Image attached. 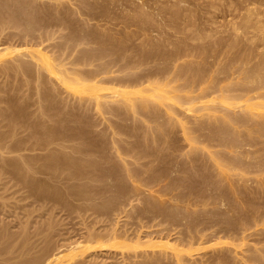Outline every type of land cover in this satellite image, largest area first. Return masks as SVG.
<instances>
[{
    "label": "rangeland",
    "instance_id": "1",
    "mask_svg": "<svg viewBox=\"0 0 264 264\" xmlns=\"http://www.w3.org/2000/svg\"><path fill=\"white\" fill-rule=\"evenodd\" d=\"M171 1L0 0V145L7 140L13 149L0 148V264H264V168L257 174L264 162L228 169L238 153L221 142L217 120L228 112L247 119L232 129L253 144L254 161L264 158V130L254 132L264 111L210 102L221 92L239 95L242 73L258 63L256 53L262 57L264 0H189L186 8L196 13L191 24L177 21L181 34L163 24L172 20ZM139 8L154 21L146 11L148 24L133 22ZM196 68L198 80L190 74ZM154 80L168 99L149 101L155 112L143 116L133 106L139 90L155 92ZM63 157L71 161L60 166ZM224 209L234 212V223Z\"/></svg>",
    "mask_w": 264,
    "mask_h": 264
},
{
    "label": "bare ground",
    "instance_id": "2",
    "mask_svg": "<svg viewBox=\"0 0 264 264\" xmlns=\"http://www.w3.org/2000/svg\"><path fill=\"white\" fill-rule=\"evenodd\" d=\"M27 1V0H26ZM117 1V0H116ZM130 1L132 2L131 4H130ZM138 1V0H137ZM147 0H139L138 2H136V0H125V4H129V5H148L147 4V2H146ZM154 1V0H153ZM156 1V0H155ZM168 1V0H167ZM195 1V0H194ZM205 1V0H204ZM203 1V2H204ZM211 1V0H210ZM217 1L218 0H216V3H217ZM221 1V0H220ZM248 1H251V0H248ZM254 1V3H256V0H252V2ZM83 2V1H82ZM85 2V1H84ZM120 2H122L123 3V5H125L124 4V2H123V0L121 1L120 0ZM120 2H118V3H120ZM139 2L141 3V4H139ZM161 2V1H160ZM164 2V1H163ZM162 2V3H163ZM206 2V1H205ZM214 2V1H213ZM212 2V3H213ZM219 2V1H218ZM21 3H22V1H21ZM20 3V4H21ZM25 3V2H24ZM29 3V2H28ZM118 3H116L115 2V5H121V4H118ZM133 3H135V4H133ZM156 3V2H155ZM170 3V2H169ZM168 3V4H169ZM193 3V2H192ZM207 3V2H206ZM209 0H208V6H209ZM229 3V2H228ZM238 3V2H237ZM247 3H251V2H247L246 1V4ZM261 3V2H260ZM6 4V3H5ZM158 3H156L155 5H157ZM194 4V3H193ZM193 4H191V5H193ZM231 4H232V2H231ZM245 4V3H244ZM245 4V5H246ZM252 4V3H251ZM259 4V3H258ZM263 4H264V2H263ZM11 5V4H10ZM93 5V4H92ZM166 5H167V2H166ZM184 5H186V6H184ZM187 5H190V1L189 0H172L171 1V4H170V6H171V8H170V6H169V11L168 10H165V11H168L169 12V14L171 15V21H170V23H168L167 22V20H166V23L167 24H169L168 26H166L167 24L166 23H163L164 24V26L166 27V28H170L171 26L172 27H176V24H177V21H178V23H179V21H184L183 23H185L186 22V19L187 20H189V21H187L186 23H190V20H191V14L192 15H194L196 12H195V10H194V12L195 13H193L192 12V10H189L188 8H186L187 7ZM199 5H202V4H199ZM214 5V4H213ZM216 5V4H215ZM214 5V6H215ZM218 5H219V3H218ZM233 5V4H232ZM234 5H237V4H234ZM239 5V4H238ZM255 5H257V4H255ZM260 5V4H259ZM16 6V5H15ZM206 6H207V4H206ZM207 6V7H208ZM217 6V5H216ZM94 7V6H93ZM195 7V6H194ZM210 7H213L212 5L210 6ZM218 7V6H217ZM7 8V7H6ZM105 8H107V7H105ZM118 8V7H117ZM214 8V7H213ZM2 9V8H1ZM109 9V8H108ZM123 9V8H122ZM170 9H171V11H170ZM193 9V8H192ZM206 9V8H205ZM211 9V8H210ZM217 8H215L214 10H216ZM14 10V9H13ZM32 10V9H31ZM105 10V9H104ZM125 10V9H124ZM134 10V9H133ZM138 10H140V8L139 9H137V11H136V9H135V11L136 12H138L136 15L137 16H141V17H139V19H138V17L137 16H135L134 15V17H133V13H132V20H133V22H134V19H135V21L137 20V21H139V22H142V23H147V22H149L148 21V17H150L151 15L148 13V11L147 10H145V9H143V10H145L144 12H142L143 10L141 9L140 10V12H142V13H140ZM11 11V10H10ZM109 11V10H108ZM146 11H147V13H148V17L146 16ZM150 11V10H149ZM165 11H163V13L165 12ZM205 11V13H207V12H209L210 10H204ZM207 11V12H206ZM249 11V10H248ZM247 11V12H248ZM250 11H254V10H250ZM1 12V14H2V11H0ZM6 12V11H5ZM20 12V11H19ZM31 12V11H30ZM112 12V11H111ZM119 12V11H118ZM160 12V11H159ZM199 12V11H198ZM10 13V12H9ZM115 13V12H114ZM120 13V12H119ZM161 13V12H160ZM166 13V12H165ZM209 13H211V12H209ZM25 14H28V13H25ZM108 14V13H107ZM124 14V13H123ZM139 14H141V15H139ZM158 14V13H157ZM168 14V13H167ZM208 14V13H207ZM248 14H249V12H248ZM9 15V14H8ZM11 15V14H10ZM9 15V16H10ZM116 15V14H115ZM159 15H161V14H159ZM158 15V16H159ZM198 15V14H197ZM206 15V14H205ZM250 15V14H249ZM252 15H253V13H252ZM251 15V16H252ZM35 16V15H34ZM58 16V15H57ZM250 16V17H251ZM13 17V16H12ZM20 17V16H19ZM25 17V16H24ZM27 17V16H26ZM26 17L24 18V19H26ZM59 17V16H58ZM57 17V18H58ZM137 19H136V18ZM157 17V16H156ZM160 17V16H159ZM158 17V18H159ZM194 17V16H193ZM196 17V16H195ZM27 18H29V17H27ZM31 18V17H30ZM40 18V17H39ZM140 18H141V20L143 19V21L144 20H146L145 22H143V21H141L140 20ZM151 18V17H150ZM198 18V17H197ZM197 18H195L194 20H196ZM204 18H205V16H204ZM248 18V17H247ZM13 19V18H12ZM11 19V20H12ZM37 19V18H36ZM64 19V18H63ZM152 20L151 21H154L153 20V18H151ZM180 19H182V20H180ZM185 19V20H184ZM202 19V18H201ZM200 19V20H201ZM252 19V18H251ZM8 20V19H7ZM150 20V19H149ZM163 20V19H162ZM170 20V19H169ZM247 21H248V19H246ZM253 20V19H252ZM53 21H55V20H53ZM150 21V22H151ZM158 21V20H157ZM197 21V20H196ZM207 21H209V20H207ZM246 21V22H247ZM251 21V20H250ZM28 22V20H26V23ZM31 22V21H30ZM39 22H40V20H39ZM45 22V21H44ZM56 22V21H55ZM62 22V21H61ZM165 22V21H164ZM195 22V21H194ZM198 22H199V18H198ZM204 22V21H203ZM211 22V21H210ZM256 22V21H255ZM7 23H8V21H7ZM19 23V22H18ZM17 23V24H18ZM25 23V22H24ZM25 23V27H27L28 25ZM43 23V22H42ZM154 23V22H153ZM185 23V24H186ZM197 23V22H196ZM212 23H214V22H212ZM245 23V22H244ZM248 23V22H247ZM256 23H258V22H256ZM262 23H264V22H262ZM20 24V23H19ZM138 24H140V23H138ZM148 24V23H147ZM147 24H145V25H147ZM149 24H152V22L151 23H149ZM162 24V25H163ZM184 24V25H185ZM191 24V23H190ZM199 24H200V22H199ZM202 24V23H201ZM211 24V23H210ZM249 24V23H248ZM27 25V26H26ZM29 25H31V24H29ZM37 25V24H36ZM35 25V26H36ZM42 25V24H41ZM55 25V24H54ZM60 25V24H59ZM142 25H144V24H142ZM182 25V24H181ZM193 25V24H192ZM208 25V24H207ZM245 25H246V23H245ZM256 25V24H255ZM258 25L259 24H257V27H258ZM141 26V25H140ZM148 26H150V25H148ZM190 26V25H189ZM200 26H203L204 27V25L202 24V25H200ZM263 26V25H262ZM261 26V27H262ZM62 27H64L63 25H62ZM151 27V26H150ZM164 27V28H165ZM171 27V28H172ZM192 27V26H191ZM190 27V28H191ZM210 27V26H209ZM245 27V26H244ZM17 28V27H16ZM19 28V27H18ZM30 28H31V26H30ZM163 28V29H164ZM193 28V27H192ZM206 28V27H205ZM235 30H236V28H235V26L233 27ZM231 29V30H234V29ZM256 28V27H255ZM263 28V27H262ZM172 29H175V31H176V33H178V32H180V31H183L182 30V28H180L178 25H177V27L176 28H172ZM183 29H184V27H183ZM196 29H198V28H196ZM200 29H202V28H200ZM238 29V28H237ZM257 29V28H256ZM31 30H33V29H31ZM162 30V29H161ZM166 30V29H165ZM164 30V31H165ZM192 30V29H191ZM194 30H195V28H194ZM206 30V29H205ZM204 30V31H205ZM260 30V29H259ZM261 30H263V29H261ZM164 31L162 32L163 34H164ZM173 31V30H172ZM189 31V30H188ZM197 31V30H196ZM201 31V30H200ZM213 31V30H212ZM237 31V30H236ZM174 32V31H173ZM191 32H193V31H191ZM190 32V33H191ZM202 32H203V30H202ZM215 32V31H214ZM161 33V32H160ZM175 33V32H174ZM193 33H195V32H193ZM192 33V34H193ZM204 33V32H203ZM234 33V32H233ZM232 33V34H233ZM236 33V32H235ZM234 33V34H235ZM178 34H181V33H178ZM201 34V35H200ZM200 34L199 33H197L195 36H196V38H199V39H201L202 38V40H203V37H202V33L200 32ZM205 34V33H204ZM215 34V33H214ZM263 34V33H262ZM104 35V34H103ZM177 35V34H176ZM208 35V34H207ZM98 36V35H97ZM189 36L191 37V34H189ZM194 35L192 36V37H195ZM209 36H211L210 38H212L213 36L212 35H209ZM234 36V35H233ZM237 36H239V35H237ZM101 37V36H100ZM104 37V36H103ZM158 37V36H157ZM181 37V36H180ZM189 37V38H190ZM207 37V36H206ZM230 37V36H229ZM235 38H236V36H234ZM261 39H263V36L261 35ZM69 38V37H68ZM112 38V37H111ZM151 38V37H150ZM161 38V37H160ZM177 38V37H176ZM184 38V37H183ZM208 38V37H207ZM216 38V37H215ZM233 38V37H232ZM231 37H230V40L232 39ZM101 39V38H100ZM178 39V38H177ZM259 39H260V36H259ZM72 40V39H71ZM96 40V39H95ZM181 40V39H180ZM196 40V39H195ZM201 40V41H202ZM216 40H217V38H216ZM226 40V39H225ZM234 40H236V39H233V41ZM69 41V40H68ZM67 41V42H68ZM155 42H156V44L155 45H157L158 44V42L156 41V40H154ZM191 41H194V39H192ZM197 41V40H196ZM205 41V40H204ZM218 41V40H217ZM222 41V40H221ZM239 41V40H238ZM235 42V43H240V42ZM150 42H151V40H150ZM176 42H177V40H176ZM186 42V41H185ZM206 42V41H205ZM210 42V41H209ZM262 42L264 43V40H262ZM95 43V42H94ZM118 43V42H117ZM160 43V42H159ZM197 43H198V41H197ZM201 43H203V42H201ZM232 43V42H231ZM230 43V41H229V44L230 45H232ZM234 43V44H235ZM114 44V43H113ZM147 44V43H146ZM174 44V43H173ZM179 44V43H178ZM145 44H143V46H144ZM153 45V44H152ZM151 45V47H153ZM160 44H158V46H159ZM176 45V44H175ZM186 45V44H185ZM208 45H211V43H209ZM220 45V44H219ZM147 46H148V44H147ZM150 46V45H149ZM148 46V47H149ZM179 46V45H178ZM191 46H193V43L191 44ZM212 46V45H211ZM215 46V45H214ZM226 46H228V45H226ZM247 46H249V45H247ZM246 46V47H247ZM146 47V46H145ZM157 47V46H156ZM179 47H181V43H180V46ZM198 47H199V45H198ZM201 47V46H200ZM204 47V46H203ZM202 47V48H203ZM206 47V46H205ZM209 47V46H208ZM216 47V46H215ZM252 47V46H251ZM251 47L249 46V48L251 49ZM264 47V46H263ZM106 48H108V46L106 47ZM106 48H105V50H106ZM125 48V47H124ZM193 48V47H192ZM218 48V47H217ZM220 48V47H219ZM252 48H254V47H252ZM102 49V48H101ZM144 49H147L148 50V48H144ZM180 49V48H179ZM178 49V50H179ZM191 49V48H190ZM197 49V48H196ZM200 49V48H199ZM204 49V48H203ZM210 49V48H209ZM208 49V50H209ZM243 49V48H242ZM247 49V48H246ZM264 49V48H263ZM104 50V49H103ZM109 50V49H108ZM182 50H183V48H182ZM194 50V49H193ZM198 50V49H197ZM214 50V49H213ZM218 50V49H217ZM247 50H249V49H247ZM246 50V51H247ZM254 50V49H253ZM21 51V50H20ZM19 51V52H20ZM22 51H25V50H22ZM143 51V50H142ZM145 51V50H144ZM158 51V50H157ZM204 51V52H203ZM202 51V53L204 54L205 53V50H203ZM244 51V50H243ZM251 50H249V52H250ZM255 51V50H254ZM262 51H264V50H262ZM38 52V51H37ZM104 52V51H103ZM114 52V51H113ZM186 52V51H185ZM194 52V51H193ZM193 52H191V53H193ZM248 51H247V54L249 53ZM256 52V51H255ZM258 52V51H257ZM21 54H22V52H20ZM24 53H26V52H24ZM119 53V52H118ZM175 53H177V52H175ZM225 53V52H224ZM246 53V52H245ZM254 53V52H253ZM253 53H251V54H253ZM259 53H261V52H259ZM264 53V52H263ZM263 53H261L262 54V57L260 58V56L261 55H259L258 53H256V59L257 58H259V61H258V63L257 62H255V60H254V62L255 63H253L254 64V66H252V67H250V69L248 68V70H246L244 73H242V75H241V81L239 82L240 83V85L242 86V89H241V92H240V94L239 95H237V96H231V97H226V95L225 96H223V93L221 92V95H218V96H214L215 98L213 99V100H211L210 102H212V103H216V104H220V106L221 105H223L224 106V108H226L227 107V109H229L230 111H232V110H234V109H239L241 112L243 111V112H245V111H251L252 109H254V110H263L264 111V101L263 102H260L259 104H250V103H248V101L249 100H252V99H254V98H261V99H264V92L263 93H261L260 92V94H258L259 93V91H262V90H264V56H263ZM20 54V55H21ZM28 54V53H27ZM34 54V53H33ZM88 54V53H87ZM144 54V53H143ZM146 54V53H145ZM188 54V53H187ZM195 54V53H194ZM259 56H258V55ZM93 55V54H92ZM153 55H155V54H153ZM179 55H180V53H179ZM178 55V56H179ZM186 55V54H185ZM190 55V54H189ZM210 55V54H209ZM215 55H216V51H215ZM24 56H26V55H24ZM29 56H30V54H29ZM37 55L35 54V57H36ZM40 56V55H39ZM208 56V55H207ZM221 56V55H220ZM253 56H254V54H253ZM254 56V57H255ZM38 57V56H37ZM41 57V56H40ZM40 57H39V59H40ZM82 57V56H81ZM84 57H85V55H84ZM88 57V56H87ZM95 57V56H94ZM97 57V56H96ZM102 57V56H101ZM176 57V56H175ZM252 57V56H251ZM25 58V57H24ZM144 58H145V55H144ZM160 58V57H159ZM98 59V58H97ZM123 59V58H122ZM207 59V58H206ZM206 59H204V63H207L208 62V59L206 60ZM236 60H238L237 58H235ZM235 59L233 60V62H235ZM261 59V60H260ZM33 60H38L37 58L36 59H33ZM82 60V59H81ZM121 60V59H120ZM144 60V59H143ZM203 60V59H202ZM244 60V59H243ZM80 60L78 59V62H79ZM162 61V60H161ZM228 61V60H227ZM230 61V60H229ZM228 61V62H229ZM36 62V61H35ZM46 62V61H45ZM128 62V61H127ZM130 62V61H129ZM242 62V61H241ZM240 62V63H241ZM245 62V64H246V61H244ZM38 63V62H37ZM47 63V62H46ZM83 63H85V62H83ZM87 63V62H86ZM131 63V62H130ZM227 63V62H226ZM239 63V62H238ZM257 63V64H256ZM105 64V63H104ZM103 64V65H104ZM109 64V63H108ZM158 64V63H157ZM160 64V63H159ZM242 64V63H241ZM256 64V65H255ZM34 65V64H33ZM53 65V64H52ZM51 65V66H52ZM74 65V64H73ZM126 65H128V64H126ZM231 65V64H230ZM247 65L248 64H246V67H247ZM41 66H43L42 64H41ZM108 66V65H107ZM106 66V67H107ZM160 66V65H159ZM229 66V65H228ZM232 66V65H231ZM244 66V65H243ZM23 67V66H22ZM35 67V66H34ZM38 67V66H37ZM122 67V66H121ZM125 67V66H124ZM224 67V66H223ZM245 67V68H246ZM25 68V67H24ZM109 68V67H108ZM107 68V69H108ZM198 68V67H197ZM192 69V72L190 73V74H192L191 75V78L193 79H197L198 80V72L201 70V69ZM227 68V67H226ZM235 68V67H234ZM243 68V67H242ZM23 69V68H22ZM21 69V70H22ZM43 69V68H42ZM46 69V68H45ZM187 69V68H186ZM224 69V68H223ZM247 69V68H246ZM17 70H18V68H17ZM65 70V69H64ZM74 70H75V68H74ZM240 70V69H239ZM26 71V70H25ZM24 71V72H25ZM46 71V70H45ZM47 71H48V69H47ZM46 71V72H47ZM103 71V70H102ZM204 71H206V70H204ZM203 71V72H204ZM19 72V71H18ZM29 72V71H28ZM64 72V71H63ZM201 72V71H200ZM202 72V73H203ZM26 73V72H25ZM48 73V72H47ZM100 73V72H99ZM106 73H109V72H106ZM110 73H111V71H110ZM211 73H213V72H211ZM60 74V73H59ZM91 74V73H90ZM210 74V73H209ZM209 74L207 73V78L208 77H210L209 76ZM240 74V73H239ZM58 75V74H57ZM64 75V74H63ZM76 75V74H75ZM81 75V74H80ZM141 75V74H140ZM139 75V76H140ZM189 75V74H188ZM203 74H201V78L203 77L202 76ZM236 75H237V73H236ZM137 76V75H136ZM176 76V75H175ZM190 76V75H189ZM68 77V76H67ZM88 77V76H87ZM90 77V76H89ZM143 77V76H142ZM148 77V76H147ZM186 77V76H185ZM206 77V76H205ZM39 78H41V77H39ZM135 78V77H134ZM141 78V77H140ZM204 78V77H203ZM231 78V77H230ZM61 79L62 80H65V77H64V79L61 77ZM71 79V76H70V78H69V80ZM73 79V78H72ZM136 79V78H135ZM142 79V78H141ZM199 79H200V77H199ZM238 79H239V77H238ZM79 80H80V78H79ZM83 80H85V78L83 79ZM119 80V79H118ZM124 80V79H123ZM140 80V79H139ZM202 80V79H201ZM205 80V79H204ZM204 80H202L204 83H205V81ZM207 80V79H206ZM209 80H210V78H209ZM229 80V79H228ZM66 81V80H65ZM78 81V80H77ZM76 81V82H77ZM114 81V80H113ZM168 81H170V80H168ZM200 81V80H199ZM208 81V80H207ZM220 81V80H219ZM63 82V81H62ZM117 82V81H116ZM121 82V81H120ZM140 82H141V80H140ZM144 81H142L141 83H143ZM154 82H156L155 84L153 83V86H155L154 87V89H155V92L154 93H151V94H147V92H146V94H143L141 91H143L142 89H141V91L139 90V92H140V94L142 95V100H137L138 102H137V104H136V106H133V107H135L136 108V110H137V112L138 113H141L143 116L144 115H148V116H150V113H154L155 112V108H151V105L149 104L150 102L149 101H151V100H157V101H159V102H163V101H166V98H167V96H165V94L164 93H161L162 92V84L161 83H158L157 81H155L154 80ZM172 82V81H171ZM193 82V81H192ZM191 82V83H192ZM209 82V81H208ZM71 83V81L69 82V84ZM74 83V82H73ZM86 83H87V81H86ZM85 83V84H86ZM89 83H92V82H89ZM124 83V82H123ZM123 83H121V84H123ZM130 83V82H129ZM129 83H128V86H129ZM158 83V84H157ZM200 83V82H199ZM203 83V84H204ZM222 83V82H221ZM75 84V83H74ZM74 84H70V85H74ZM95 84V83H94ZM125 84V83H124ZM139 84V83H138ZM198 84V83H197ZM201 84V83H200ZM238 84V83H237ZM76 85V84H75ZM84 85V84H83ZM163 85H165V84H163ZM218 85H219V83H218ZM65 86V85H64ZM86 86H90L89 84L88 85H86ZM126 86V85H125ZM131 86H132V84H131ZM196 86V85H195ZM224 86V85H223ZM68 87V86H67ZM92 87V86H91ZM134 87V86H133ZM141 87V86H140ZM190 87V86H189ZM96 88V87H95ZM153 88V87H152ZM164 88V87H163ZM201 88V87H200ZM91 89V88H90ZM150 89H151V87H150ZM223 89V88H222ZM231 89V88H230ZM84 90V89H83ZM91 90H95L94 88L93 89H91ZM145 90V89H144ZM153 90V89H152ZM234 90V89H233ZM70 91V90H69ZM72 91V90H71ZM86 91V90H85ZM151 91V90H150ZM149 91V92H150ZM182 91H184V90H182ZM221 91V90H220ZM225 91V90H224ZM126 92V91H125ZM133 92V91H132ZM148 92V93H149ZM164 92V91H163ZM167 92V91H166ZM189 93H190V91H188ZM206 92H208L207 90H206ZM254 92H258L257 94H253L252 95V93H254ZM83 93V92H82ZM122 93H124L123 92V90H122ZM135 93V92H134ZM209 93H211V91H209ZM208 93V94H209ZM81 94V93H80ZM117 94V93H116ZM119 94H121L120 92H119ZM199 94V93H198ZM206 94V93H205ZM207 94V95H208ZM139 95V94H138ZM140 95V96H141ZM190 95V94H189ZM117 96V95H116ZM119 96H121V95H119ZM123 96H124V94H123ZM139 96V97H140ZM205 96V95H204ZM186 97V96H185ZM206 97V96H205ZM204 97V98H205ZM125 98V97H124ZM141 98H139V99H141ZM195 98V97H194ZM208 98V97H207ZM113 99H114V97H113ZM126 99V98H125ZM138 99V98H137ZM168 99V98H167ZM175 101H178V102H180V103H183V102H181L179 99H176V98H173ZM198 99V98H197ZM136 100V99H135ZM170 100V99H169ZM129 101V100H128ZM109 102V101H108ZM124 102H125V100H124ZM131 102H133V101H131ZM101 103V102H100ZM134 103V102H133ZM164 103V102H163ZM131 104V103H130ZM151 104H152V102H151ZM169 104V103H168ZM161 105V104H160ZM19 106V105H18ZM100 106V105H99ZM123 106V105H122ZM153 106V105H152ZM10 107V106H9ZM124 107V106H123ZM154 107V106H153ZM156 107V106H155ZM44 108V107H43ZM131 108H132V106H131ZM10 109V108H9ZM12 110V109H11ZM18 110V109H17ZM133 110H134V108H133ZM156 110H157V108H156ZM171 110V109H170ZM3 111V110H2ZM188 111V110H187ZM17 112V111H16ZM20 112V111H19ZM185 113H186V111H184ZM5 113V112H4ZM135 113H136V111H135ZM189 113V112H188ZM17 114V113H16ZM21 116V115H20ZM161 116V115H160ZM142 117V116H141ZM22 118V117H21ZM129 118V117H128ZM145 118V117H144ZM11 119H12V117H11ZM11 119H8V123L7 124H9V120H11ZM17 119V118H16ZM40 119V118H39ZM169 119V118H168ZM14 120V119H13ZM170 120V119H169ZM172 120V119H171ZM218 120V122H220V126H218V130H219V132H220V138H221V142H223V145L226 147V148H228V149H230V150H232V151H236L237 153H238V156L237 157H234V158H232L231 160H230V162H229V165L227 166V168L228 169H242V170H244V171H246V170H248L247 169V167H249L251 164H256V163H259V164H263V160H264V158L260 155V156H258V157H256V159L254 160V161H249L248 160V156L250 155V154H252V153H255V151L253 150V144L252 143H250V144H248L247 143V141H242L241 140V137H243V133H241V132H233V129H232V127L234 126H237V127H245L244 125V123L247 121V119L245 118V117H237V116H235V115H233V114H231V113H226L225 114V117H223V118H221V119H217ZM12 121V120H11ZM4 121H2V123H3ZM18 122V121H17ZM26 122V121H25ZM60 122V121H59ZM126 122V121H125ZM13 123V122H12ZM14 123H15V121H14ZM27 123V122H26ZM56 123V122H55ZM172 123V122H171ZM171 123H169V124H171ZM1 124V123H0ZM57 124V123H56ZM158 124V123H157ZM177 124V123H176ZM48 125V124H47ZM125 125V124H124ZM126 125H128V124H126ZM139 125V124H138ZM161 125V124H160ZM171 125H175V123L173 124H171ZM242 125V126H241ZM2 126V125H1ZM3 126H6V125H3ZM11 126V125H10ZM35 126V125H34ZM37 126H38V124H37ZM59 126V125H58ZM135 126V125H134ZM156 126V125H155ZM133 127V126H132ZM136 127V126H135ZM174 127V126H173ZM175 127H176V125H175ZM25 128V127H24ZM23 128V129H24ZM41 128V127H40ZM45 128V127H44ZM58 128V127H57ZM56 128V129H57ZM134 128V127H133ZM156 128V127H155ZM30 129V128H29ZM53 129V128H52ZM63 129V128H62ZM157 129V128H156ZM9 130V129H8ZM11 130V129H10ZM51 130V129H50ZM61 130V129H60ZM75 130V129H74ZM117 130V129H116ZM184 130H186V129H184ZM203 130V129H202ZM264 130V125H261L260 124V126H258L255 130H254V132L257 134H259V133H261L262 131ZM37 131V130H36ZM53 131V130H52ZM157 131L159 132V131H162L161 133L164 135V133L166 132V131H168L167 130V128H166V126L164 125V124H162L161 126H159L158 127V129H157ZM165 131V132H164ZM197 131V130H196ZM200 131V130H199ZM10 132V131H9ZM14 132H15V129H14ZM47 132V131H46ZM63 132V131H62ZM198 132V131H197ZM6 133V132H5ZM4 133V134H5ZM11 133V132H10ZM50 133V132H49ZM155 133V132H154ZM185 133V132H184ZM200 133V132H199ZM251 133H252V131H251ZM72 134V133H71ZM187 134V133H186ZM1 135V134H0ZM11 135V134H10ZM12 135H13V133H12ZM50 135H52V134H50ZM163 135H161L160 137L161 138H163L162 136ZM202 135V134H201ZM213 135V134H212ZM8 136H9V134H8ZM7 136V133H6V137H8ZM14 136V135H13ZM204 136H205V134H204ZM4 137V136H3ZM2 137V138H3ZM5 137V138H6ZM11 137V136H10ZM47 137H48V135H47ZM51 137V136H50ZM64 137V136H63ZM62 137V138H63ZM74 137V136H73ZM81 137V136H80ZM165 137V136H164ZM2 138H0V140L2 139ZM69 138V137H68ZM38 139V138H37ZM67 139V138H66ZM87 139H88V137H87ZM45 140H47V139H45ZM44 140V141H45ZM62 140V139H61ZM250 140H252V138L250 139ZM8 141H10V142H12L11 140H8ZM39 141H40V139H39ZM3 142H5V141H3ZM91 142L93 143V141L91 140ZM16 143H19V142H16ZM27 143V142H26ZM49 143V145H50V142H48ZM98 143V142H97ZM7 144V140H6V143L4 144H2L1 143V145H3L4 147L6 146L7 147V149L9 148V149H11L10 147H11V145H12V143H11V145H6ZM23 144H25L24 142H23ZM32 144V143H31ZM36 144V143H35ZM252 144V145H251ZM0 145V146H1ZM96 144H94V146H95ZM19 146H21V144L19 145ZM33 146V145H32ZM78 146V145H77ZM91 146V145H90ZM119 146V145H118ZM5 147V148H6ZM13 147H15V145H13ZM12 147V148H13ZM31 147V146H30ZM81 147V146H80ZM1 149H3V147L1 146L0 147ZM20 148V147H19ZM79 148V147H78ZM82 148V147H81ZM94 148V147H93ZM18 149V148H17ZM76 149V148H75ZM97 149V148H96ZM159 149V148H158ZM12 151H13V149H11ZM10 150V151H11ZM72 150H74V149H72ZM71 150V151H72ZM95 150V149H94ZM157 150V149H156ZM161 150V149H160ZM3 151V150H2ZM98 151V150H97ZM76 152V151H75ZM100 152V151H99ZM10 153V152H9ZM62 153V152H61ZM78 153V152H77ZM82 153H83V151H82ZM81 153V154H82ZM103 154V153H102ZM105 154V153H104ZM65 156H67V155H65ZM84 156V155H83ZM85 157V156H84ZM60 158V157H59ZM64 159V161L62 162V157H61V162L59 163V165L60 166H64L65 164H68V162L69 161H71V160H69L70 159V157H63ZM65 158H69L68 160H65ZM56 159V158H55ZM72 159V158H71ZM74 159V158H73ZM216 159L219 161V163H222L223 162V160H225L224 158H223V155H219L218 157H216ZM31 160V159H30ZM57 160V159H56ZM25 161V160H24ZM27 162V161H26ZM28 162H29V160H28ZM27 162V163H28ZM47 162V161H46ZM89 162H90V160H89ZM4 164L6 163V161L5 162H3ZM13 163V162H12ZM54 163H55V161H54ZM57 164V163H56ZM63 164V165H62ZM78 164V163H77ZM90 164V163H89ZM96 164V163H95ZM116 164V163H115ZM51 164H48V170H49V166H50ZM86 165V164H85ZM117 165V164H116ZM47 166V165H46ZM91 166H93V164L91 165ZM31 167V166H30ZM29 168V167H28ZM28 168H26V169H28ZM57 168V167H56ZM81 168H82V166H81ZM88 168H90V167H88ZM99 168V167H98ZM109 168V167H108ZM137 168V167H136ZM154 168V167H153ZM262 168H264V167H260V169L259 170H257V174H259L260 175V173H258V172H263V170H261ZM21 169V168H20ZM32 169V168H31ZM50 169H52L51 167H50ZM54 169H55V167H54ZM60 170L62 169L61 167L59 168ZM91 169V168H90ZM146 169V168H145ZM149 169V168H148ZM56 170H58V168L56 169ZM63 170V169H62ZM61 170V171H62ZM140 170V169H139ZM52 171V170H51ZM59 171V170H58ZM79 171V170H78ZM90 171V170H89ZM120 171V170H119ZM255 171V170H254ZM29 172V171H28ZM27 172V173H28ZM57 172V171H56ZM63 172V171H62ZM91 172V171H90ZM117 172V171H116ZM129 172H132V171H129ZM139 172V171H138ZM21 173V172H20ZM79 173V172H78ZM110 173V172H109ZM108 173V174H109ZM112 173V172H111ZM114 173V172H113ZM117 173H119V172H117ZM122 173H124V172H122ZM133 173L134 174H136L137 172H135V171H133ZM132 173V174H133ZM140 173V172H139ZM95 174H97V173H95ZM133 174V175H134ZM256 174V175H257ZM82 176L84 175L83 173L81 174ZM92 175V174H91ZM101 174H99V176H100ZM110 175V174H109ZM115 175V174H114ZM128 175H129V173H128ZM137 176H138V174H136ZM140 175V174H139ZM23 176H24V174H23ZM86 176V175H85ZM94 176H96V177H98L97 175H94ZM141 176V175H140ZM96 177H95V179H96ZM103 177V176H102ZM109 177V176H108ZM135 177V176H134ZM93 178V177H92ZM99 178V177H98ZM258 178H259V176H258ZM24 179V178H23ZM92 180V179H91ZM138 180V179H137ZM142 180V179H141ZM259 180V179H258ZM257 180V181H258ZM101 181V180H100ZM37 182V181H36ZM235 183H238V181H235ZM258 183V182H257ZM29 184H30V182H29ZM260 184L264 187V179H261V181H260ZM192 186V185H191ZM238 187V186H237ZM36 188V187H35ZM46 188V187H45ZM32 189H34V188H32ZM121 190V189H120ZM83 191V190H82ZM254 193V192H253ZM52 194V193H51ZM55 194V191H54V193L52 194V195H54ZM57 194V193H56ZM44 195V194H43ZM59 195V194H58ZM58 195H56V196H58ZM112 195H113V193H112ZM46 195H44L43 197H45ZM91 195H89V197H90ZM115 196V195H114ZM43 197H40L41 199L43 198ZM47 197H48V195H47ZM46 197V198H47ZM62 197V196H61ZM49 198H50V196H49ZM108 198H109V196H108ZM107 198V199H108ZM116 199V198H115ZM219 199H220V201H224L225 202V200L222 198V197H219ZM53 200V199H52ZM55 200V199H54ZM58 200V199H57ZM110 200V199H109ZM117 201V200H116ZM109 202V201H108ZM110 202H112V200L110 201ZM189 202V201H188ZM202 202V201H201ZM104 203V202H103ZM118 203V202H117ZM114 204V203H113ZM194 204V203H193ZM199 204V203H198ZM175 208V207H174ZM178 208V207H177ZM182 208H183V206H182ZM179 209V208H178ZM201 209V208H200ZM174 210V209H173ZM166 211V210H165ZM210 211H212V210H210ZM224 212V214L226 213L227 215H229V223H234L235 222V217H234V212L233 211H231V210H228V209H224L223 210ZM198 212V211H197ZM248 212V211H247ZM262 213V212H261ZM175 214V213H174ZM195 214V213H194ZM250 215V214H249ZM200 217V216H199ZM202 217V216H201ZM197 218V217H196ZM181 219V218H180ZM179 219V220H180ZM199 219V218H198ZM197 219V220H198ZM178 220V219H177ZM176 220V221H177ZM182 220V219H181ZM178 222V221H177ZM176 222V223H177ZM179 223V222H178ZM219 225V224H218ZM193 227V226H192ZM259 248H262V247H259ZM262 250H264L263 248H262ZM259 252H261L260 251V249H259ZM262 253H263V255H264V251H262ZM259 254V253H258ZM257 258V257H256ZM262 259H263V257H261ZM264 260V259H263ZM261 261V260H260ZM226 263V262H225ZM262 262H260V264H261ZM258 264V263H257ZM263 264V263H262Z\"/></svg>",
    "mask_w": 264,
    "mask_h": 264
}]
</instances>
